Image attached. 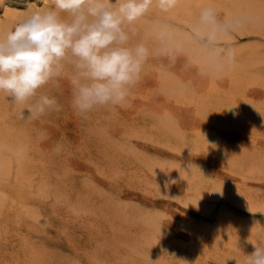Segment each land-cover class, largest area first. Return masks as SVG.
Masks as SVG:
<instances>
[{
	"label": "rangeland",
	"instance_id": "1",
	"mask_svg": "<svg viewBox=\"0 0 264 264\" xmlns=\"http://www.w3.org/2000/svg\"><path fill=\"white\" fill-rule=\"evenodd\" d=\"M42 4L0 0V25L13 28L30 5ZM132 28L133 45L137 21ZM244 31L222 43L241 55L253 46L264 55V35ZM153 45L155 53L160 45ZM192 47L174 60L151 54L125 103L86 117L71 107L67 79L40 90L60 110L36 119H19L27 105L0 93V159L8 161L0 168L8 202L0 206V264H117L102 244L113 232L128 244L154 234L166 264H246L254 251L246 237L264 233V111H251L264 106V86L231 93L225 70L216 72L214 89H203ZM222 186L229 191H217ZM135 250L134 260L150 264Z\"/></svg>",
	"mask_w": 264,
	"mask_h": 264
},
{
	"label": "clouds",
	"instance_id": "2",
	"mask_svg": "<svg viewBox=\"0 0 264 264\" xmlns=\"http://www.w3.org/2000/svg\"><path fill=\"white\" fill-rule=\"evenodd\" d=\"M177 3L43 0L42 6L30 5L24 18L0 36V93L6 94L12 104L27 105V117L21 111L19 119H36L49 111H59L56 98L40 90L62 79H67L71 89V107L82 117L98 107L122 105L139 83L151 54L174 60L183 47L166 26L155 32L160 45L155 53L144 42L131 45L132 26L154 4L168 12ZM248 20H222L213 6L200 9L189 39L205 70L220 72L234 66L235 50L224 46L222 38L239 31ZM169 183L175 181H165V186ZM248 243L254 251L247 255L246 264H264V247L251 240Z\"/></svg>",
	"mask_w": 264,
	"mask_h": 264
},
{
	"label": "bare ground",
	"instance_id": "3",
	"mask_svg": "<svg viewBox=\"0 0 264 264\" xmlns=\"http://www.w3.org/2000/svg\"><path fill=\"white\" fill-rule=\"evenodd\" d=\"M205 6H213L216 8V10H220L221 12L223 11L224 14L227 17H229L230 19L237 18V17H248L249 20H248V22H246L244 24V26L242 27V30H245L247 33H254V34L258 33V34L264 35V0H178L176 7L173 8L172 10L168 11V12H162L154 4L150 8L149 12L144 17L137 20L139 30L137 31V33L133 34L135 36L133 38L135 40H137L138 43L144 42L145 45L149 49H152L155 46L153 44L158 42L155 38L156 30L159 27L166 26L171 31L173 38H174V41L179 42L183 45L182 50H185V51L190 50L189 48L192 47V43L189 39L190 31H188L187 28H188V26L191 28V26L197 21L200 9L202 7H205ZM3 25H5V24H3ZM6 26L3 27L2 25H0V36H3L9 29H11L10 27H6ZM224 38H226V37H224ZM133 45H135V44H133ZM248 48H250V47H248ZM251 48L252 49L247 50L244 55L243 54L241 55L240 50L235 51V54H236L235 64L230 69H227L225 72V74L227 73V75H229V78H230V82H231L230 91H231V93L237 94L238 91L246 90L248 88V86L253 84V83H259V84H262V86H264V69L261 68V64H263V62H264V55H262V51L258 50L257 47L253 46ZM243 49H245V48H243ZM188 55L191 58V60L194 61L202 70L201 71L202 74L200 77V86L203 89H208V90L214 89V85H217L216 84L217 78L215 77L217 74L216 71L213 72L211 70H205L203 68V65H202L201 57L196 52L194 54L192 52H189ZM206 71H207V74H204ZM144 98H147V97H144ZM251 111H258V112L264 111V106L262 107V109L261 108L257 109V108L251 107ZM7 162L8 161H4V160L0 159V168L2 170L4 168L3 166L4 165L6 166ZM7 166H8V164H7ZM217 191H229V190L226 189V187L222 186V187H219L217 189ZM245 191H246L245 189L240 188V189H238L239 193L238 192L237 193L239 195H241L242 198L249 199L250 198V196L248 195L249 193H247L248 191L247 192H245ZM197 194H199V192H197ZM0 195H3L2 198H0V206L6 205L8 203L7 197L6 198L4 197V195H5L4 193L0 194ZM248 196H249V198H248ZM55 214H57V213H55ZM55 214H54V216H56ZM113 216H114V214H113ZM120 217L122 219H123V217H125V219H126L125 215H123V217L121 215ZM128 219H131V218H128ZM152 219H151V217H148V219H145L146 221L150 220V223L147 222L149 224L147 226H149L150 228L154 224V221H153L154 219L153 220ZM145 220H144V223H145ZM155 221H156V219H155ZM153 227H154V225H153ZM224 227H223L224 228L223 230L227 229L226 225ZM219 229L221 230L220 227H219ZM255 230L257 231V229H255ZM263 230H264V228H263ZM127 231H128V228H127ZM148 231H150V230H148ZM224 232L225 231H223V233ZM113 233L114 234H112L110 237L105 238V240H104L105 243H102L103 249H105V252H106L105 254H107V256H109L110 259L117 258L124 264H140V261L138 262L137 260H134L131 257L132 254L130 255L131 250L137 249L138 251L139 250L141 251L139 253L143 257L145 255L144 259L146 257L149 259L148 262L150 261V264L152 262L166 264L167 260H166L165 255H164L166 252L165 253L163 251L162 252H156V250L154 248L155 242H156V244L159 243V241L156 239V236L154 234L148 235V236H146V235L140 236V234H139L140 238H138V237H137L138 239L135 238L136 241L134 243L131 242L130 244L126 243V238H125V241H123V238L119 239V240L123 241L125 245L127 244L128 249H129V251H127V252H129V254H128L127 252H125L126 249L123 250V248L121 247L122 245L120 243H118L119 240L117 239L115 232H113ZM128 233H130V231H128ZM250 233H252V231ZM262 233H254V234L247 236L246 237L247 245L251 246V248L253 247V245L251 243H248V241L251 240L253 244L260 246V241H262V239H264V233L263 234ZM217 234H218V232H217ZM219 234H220V231H219ZM231 236H232V234H231ZM233 238H235V237H232V239ZM130 239H131V237H130ZM222 240H224V239H222ZM121 241H119V242H121ZM235 241H237V240H235ZM228 243L230 244V242H228ZM241 243H243V242L241 241ZM160 244L161 243H159L158 246H160ZM169 244L171 245L172 243H169ZM238 244L239 243H237L236 245L239 247ZM263 244H264V242H263ZM140 246H141V249H138V247L140 248ZM100 247H102V245L98 246V248H100ZM98 248H97V250L94 251L96 253L97 257L102 256V254L100 252L104 251V250H101L99 252ZM166 248H167V246H166ZM171 248H173V247L171 246ZM174 249H176V248H174ZM164 250H165V248H164ZM138 251H136V252H138ZM139 253H137L138 256L140 255ZM115 255H117L118 257H111V256H115ZM90 256L91 255L89 254L87 257L92 260V258H90ZM115 260L116 259L111 260V261L119 263V260L118 261H115ZM141 260H143V259H141ZM181 262H183V261H181Z\"/></svg>",
	"mask_w": 264,
	"mask_h": 264
}]
</instances>
